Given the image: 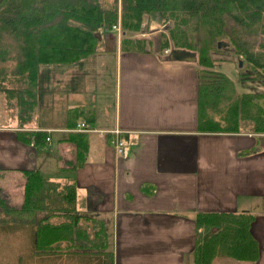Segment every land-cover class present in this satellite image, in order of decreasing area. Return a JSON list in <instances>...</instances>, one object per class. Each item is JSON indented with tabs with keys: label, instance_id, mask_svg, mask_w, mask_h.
Here are the masks:
<instances>
[{
	"label": "crops",
	"instance_id": "crops-1",
	"mask_svg": "<svg viewBox=\"0 0 264 264\" xmlns=\"http://www.w3.org/2000/svg\"><path fill=\"white\" fill-rule=\"evenodd\" d=\"M148 20L143 18L140 31L97 32L94 53L62 64L64 77L57 68L41 72V65L33 97L18 83L6 87L25 95L32 107L40 91L47 92L51 117L58 116L59 123L21 122L10 115L0 124V169L17 178L22 190L21 170L73 183L79 214L102 212L111 219L113 264H192L197 212L254 213L257 260L229 262L221 256L220 264H264V132L247 130L242 122L233 131L200 129L199 66L169 59L170 50L161 52L154 40L165 31L151 36L150 24L161 23ZM123 39L129 41L124 49ZM221 59L213 66L223 63L220 71L229 75L232 60ZM256 102L262 105L261 99ZM85 104L93 106L88 122L94 128L126 131L125 152L114 151L109 134L88 132L85 161L74 169L68 112ZM39 130L49 136L45 145L26 133Z\"/></svg>",
	"mask_w": 264,
	"mask_h": 264
},
{
	"label": "trees",
	"instance_id": "trees-1",
	"mask_svg": "<svg viewBox=\"0 0 264 264\" xmlns=\"http://www.w3.org/2000/svg\"><path fill=\"white\" fill-rule=\"evenodd\" d=\"M145 16L158 17L165 27L160 51L184 48L197 54L199 128L264 132V92L238 93L231 78L213 68L218 44L227 41L243 66L239 79L264 81V0H0V90L12 83L33 97L41 65L69 64L92 55L97 32L119 22L124 34L138 31ZM122 49L129 41L122 40ZM203 67V68H200ZM90 104L71 107L69 128L93 121ZM216 115L213 118V115ZM73 121V122H72ZM45 145L46 131L26 132ZM22 139L25 134L21 132ZM27 138V137H26ZM75 145L73 168L81 166L88 151L87 133H69ZM24 177L19 207L0 195V212L30 225L34 254H73L99 264H113V252L102 220L77 212V189L37 169L21 170ZM5 170L0 169V179ZM41 213V217H37ZM251 212H197L192 264H213L216 257L253 262L259 256L251 233ZM17 223V224H19Z\"/></svg>",
	"mask_w": 264,
	"mask_h": 264
},
{
	"label": "rangeland",
	"instance_id": "rangeland-1",
	"mask_svg": "<svg viewBox=\"0 0 264 264\" xmlns=\"http://www.w3.org/2000/svg\"><path fill=\"white\" fill-rule=\"evenodd\" d=\"M146 21L149 22V16L144 17ZM158 17H154L157 19ZM153 22V21H152ZM156 24L158 22H155ZM154 24V22H153ZM152 23L150 24L151 29L149 33L151 36H154V32L158 30L165 31V27L162 24H157V26L153 27ZM142 25V24H141ZM145 27V25L143 24ZM156 28V29H155ZM111 29V28H109ZM146 33H148V28L146 29ZM121 31V29H120ZM140 31V30H138ZM100 31H98V34ZM162 33V32H161ZM159 38H155L156 46L159 45ZM220 52H215L213 58L222 60L230 59L232 60L231 65H229L232 69L231 73L228 75L232 78L233 85L235 84L236 89L243 92H264V81L260 80H239V74L241 72V67L245 61H242V56L237 57L233 53L231 54V50L233 48L231 45L224 41V44L221 43L219 46ZM170 48L166 49L167 51ZM165 51V50H164ZM163 51V52H164ZM227 52V53H226ZM239 61L241 64H239ZM223 66V63L216 61L213 68L216 70H220ZM57 68L58 74L60 77H64L65 73V65L62 64H48L41 66V72H47L49 69ZM203 68V67H200ZM238 74V77H237ZM234 87V89H235ZM235 89V91H236ZM237 92V91H236ZM239 93V92H238ZM241 94V93H240ZM261 104L264 106V101L261 99ZM39 108V109H38ZM16 114L21 122H27L32 119H39L42 122L50 121L56 124L59 123L58 116L54 118L51 117L50 107H49V94L47 92L40 91L37 96V107L31 106V103L28 102L27 97L25 95H21L18 93L11 94L6 91V89L0 90V124H7L10 120L9 116ZM125 152V151H124ZM124 154V153H123ZM9 171L5 170V175H2L4 178L0 179V195L3 198H6L7 203L11 206L19 207L18 203L21 204V196L23 190L20 185L17 184V178L15 177H7L9 175ZM17 199V200H16ZM77 200V199H76ZM81 202L80 199L77 200ZM107 213V212H106ZM104 213L99 212V214H90L97 218L105 219V223L108 228H105V231L109 237L112 234L111 219L108 218L109 215H103ZM87 216V214H81ZM41 217V213L37 215V217ZM38 217V218H39ZM11 220V215H7V213L0 212V264H99L100 261H92L87 257L73 254H34V244H33V235L32 230L29 224L27 223H19L16 221V224ZM19 223V224H17ZM224 258H218L214 261V264H220ZM229 262H236L231 259H227Z\"/></svg>",
	"mask_w": 264,
	"mask_h": 264
},
{
	"label": "built area",
	"instance_id": "built-area-1",
	"mask_svg": "<svg viewBox=\"0 0 264 264\" xmlns=\"http://www.w3.org/2000/svg\"><path fill=\"white\" fill-rule=\"evenodd\" d=\"M111 30L120 32V24L119 22L117 24H113L111 26ZM69 131L72 132H96L100 135H106L109 134V143L113 147L114 151L117 154H123L125 151V142H124V133L126 132L125 130H122L120 128H114L111 130H98L94 128L89 122L86 121H79L76 123V125L72 128L68 129ZM46 140H49V137H46Z\"/></svg>",
	"mask_w": 264,
	"mask_h": 264
},
{
	"label": "water",
	"instance_id": "water-1",
	"mask_svg": "<svg viewBox=\"0 0 264 264\" xmlns=\"http://www.w3.org/2000/svg\"><path fill=\"white\" fill-rule=\"evenodd\" d=\"M221 43L224 44V41H221L218 44V48H219ZM220 51H222V50L219 49L217 52H220ZM168 56H169V59L176 60V61H187V62H189V61H196L197 60V54L195 51L187 50L184 48H172V49H170ZM239 64H241L240 61H239Z\"/></svg>",
	"mask_w": 264,
	"mask_h": 264
}]
</instances>
